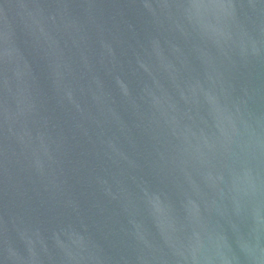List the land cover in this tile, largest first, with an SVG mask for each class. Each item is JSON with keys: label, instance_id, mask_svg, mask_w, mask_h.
Masks as SVG:
<instances>
[{"label": "water", "instance_id": "water-1", "mask_svg": "<svg viewBox=\"0 0 264 264\" xmlns=\"http://www.w3.org/2000/svg\"><path fill=\"white\" fill-rule=\"evenodd\" d=\"M0 264H264V0H0Z\"/></svg>", "mask_w": 264, "mask_h": 264}]
</instances>
